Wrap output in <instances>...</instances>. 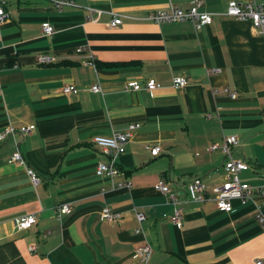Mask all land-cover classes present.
Wrapping results in <instances>:
<instances>
[{
  "label": "crops",
  "instance_id": "obj_1",
  "mask_svg": "<svg viewBox=\"0 0 264 264\" xmlns=\"http://www.w3.org/2000/svg\"><path fill=\"white\" fill-rule=\"evenodd\" d=\"M0 1L9 12L0 22V130L36 127L0 141V264H143L133 251L145 242L153 247L150 264H264V194L220 210L212 188L224 180L227 154L208 149L236 134L232 156L251 164L241 179L264 186L261 30L227 15L230 0H203L201 9L215 15L201 27L149 18L194 0H75L61 8L55 0ZM117 16L122 22L111 26ZM41 53L56 60L42 63ZM176 76L187 85L175 88ZM150 78L162 86L125 89L129 80ZM69 83L78 92L65 93ZM97 83L101 90H92ZM129 130L120 172L98 175L108 156L94 137ZM148 144L161 151L152 154ZM17 149L43 177L39 185L10 161ZM196 175L210 195L204 201L188 199ZM128 180L132 186L121 185ZM160 180L184 201L181 226L171 220L174 204L157 188ZM63 204L72 211L60 214ZM104 207L122 216L107 221ZM31 213L37 222L19 229L17 219Z\"/></svg>",
  "mask_w": 264,
  "mask_h": 264
},
{
  "label": "built area",
  "instance_id": "obj_2",
  "mask_svg": "<svg viewBox=\"0 0 264 264\" xmlns=\"http://www.w3.org/2000/svg\"><path fill=\"white\" fill-rule=\"evenodd\" d=\"M58 7L65 5H74L75 0H55ZM203 0H194L192 5L188 8H182L178 5H170L168 8H159L153 11L149 18L157 22H172L193 20L197 27L210 24L214 20V12L201 9ZM93 10V7H90ZM225 13L229 16L235 17L241 20H250L255 28H258L264 33V0H230ZM9 17V12L5 8V2L0 1V22H4ZM122 22L120 16L114 17L110 21L111 26H117ZM43 29L46 33L51 34L53 32V26L49 22L43 24ZM83 48H79L78 51H82ZM38 59L42 63H50L56 60V58L47 53H41ZM187 78L185 76H176L173 78L172 85L175 88H182L187 85ZM162 84L156 78H150L145 83H141L139 80H129L125 84L126 90H140L148 89L155 90L161 87ZM94 91H100L101 86L97 83L91 87ZM1 90V89H0ZM65 93L78 92V87L74 83L66 84L63 88ZM233 96L235 94L233 93ZM139 126V123H132L130 129H134ZM34 124H25L19 127L12 124L7 125L0 130V141L9 139L11 136L20 134L26 136L31 134L35 130ZM133 133L129 131L115 132L114 134L96 135L94 137V143L99 147L107 156V161H100L97 165L96 172L98 175L115 176L120 172L118 166V157L126 151V143L132 137ZM240 145L239 137L236 134L225 135L222 142H214L209 145L208 149L211 151L222 150L227 154V158L224 162L225 176L224 180L212 188L214 192V201L217 207L223 211H232L234 208V201L240 200L241 203H248L255 192L264 194V186H253L247 181H243L240 177V173L250 168L251 164L244 158H235L232 156V150ZM146 148L156 155L161 151V147L157 145H146ZM10 161L20 163L26 166L27 173L31 179V182L37 186L43 181L41 174L28 164L23 153L20 149H17L10 157ZM132 186L133 181L128 180L121 185ZM188 199L192 201H204L209 198V193L203 183L202 177L196 175L192 177L188 182ZM157 188L168 195L171 202L174 204V211L171 215V220L181 226L184 217V201L180 199L179 194L172 189L170 184L165 180H160L157 183ZM60 214L71 212L72 207L70 204H63L57 209ZM122 216L120 212H114L110 207H104L102 210V218L107 221L118 220ZM137 217L140 222L145 219V214L138 211ZM259 219L264 224V216L259 214ZM37 222V216L34 213L21 216L17 219V227L19 229L30 228ZM139 227L138 229H140ZM33 248V247H32ZM133 256L140 260L143 264H150L153 257V247L149 242L139 244L133 251ZM261 264L262 261H257Z\"/></svg>",
  "mask_w": 264,
  "mask_h": 264
}]
</instances>
